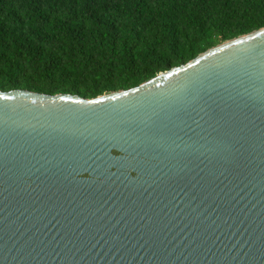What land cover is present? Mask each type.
I'll return each instance as SVG.
<instances>
[{"label": "water", "instance_id": "1", "mask_svg": "<svg viewBox=\"0 0 264 264\" xmlns=\"http://www.w3.org/2000/svg\"><path fill=\"white\" fill-rule=\"evenodd\" d=\"M0 264H264V28L93 99L0 90Z\"/></svg>", "mask_w": 264, "mask_h": 264}, {"label": "trees", "instance_id": "2", "mask_svg": "<svg viewBox=\"0 0 264 264\" xmlns=\"http://www.w3.org/2000/svg\"><path fill=\"white\" fill-rule=\"evenodd\" d=\"M264 28V0H0V90L93 99Z\"/></svg>", "mask_w": 264, "mask_h": 264}]
</instances>
